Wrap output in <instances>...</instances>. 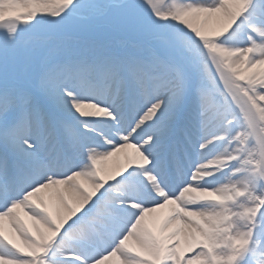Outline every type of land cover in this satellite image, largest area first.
I'll use <instances>...</instances> for the list:
<instances>
[{"label":"snow or ice","instance_id":"1","mask_svg":"<svg viewBox=\"0 0 264 264\" xmlns=\"http://www.w3.org/2000/svg\"><path fill=\"white\" fill-rule=\"evenodd\" d=\"M0 264H264V0H0Z\"/></svg>","mask_w":264,"mask_h":264}]
</instances>
